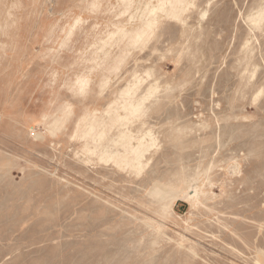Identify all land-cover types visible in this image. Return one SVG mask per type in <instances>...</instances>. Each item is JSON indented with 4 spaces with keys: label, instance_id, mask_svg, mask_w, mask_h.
I'll return each mask as SVG.
<instances>
[{
    "label": "rangeland",
    "instance_id": "obj_1",
    "mask_svg": "<svg viewBox=\"0 0 264 264\" xmlns=\"http://www.w3.org/2000/svg\"><path fill=\"white\" fill-rule=\"evenodd\" d=\"M0 264H264V0H0Z\"/></svg>",
    "mask_w": 264,
    "mask_h": 264
},
{
    "label": "bare ground",
    "instance_id": "obj_2",
    "mask_svg": "<svg viewBox=\"0 0 264 264\" xmlns=\"http://www.w3.org/2000/svg\"><path fill=\"white\" fill-rule=\"evenodd\" d=\"M127 152V151H126ZM133 154H134V157H135V159L137 158V156H136V151H135V153L134 152H132ZM125 156V155H124ZM127 157H125V159H126ZM128 159V158H127ZM126 161V160H125Z\"/></svg>",
    "mask_w": 264,
    "mask_h": 264
}]
</instances>
